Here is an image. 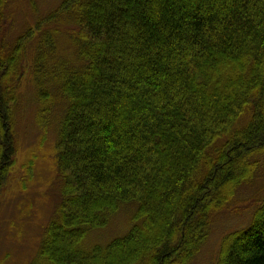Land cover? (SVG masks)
<instances>
[{"label":"trees","instance_id":"obj_1","mask_svg":"<svg viewBox=\"0 0 264 264\" xmlns=\"http://www.w3.org/2000/svg\"><path fill=\"white\" fill-rule=\"evenodd\" d=\"M8 2L0 0V194L27 70L34 84L58 36L77 55L61 85V218L37 264H191L264 163V0H63L10 41ZM130 205L123 237L84 250L91 231ZM218 258L264 264V201Z\"/></svg>","mask_w":264,"mask_h":264},{"label":"rangeland","instance_id":"obj_2","mask_svg":"<svg viewBox=\"0 0 264 264\" xmlns=\"http://www.w3.org/2000/svg\"><path fill=\"white\" fill-rule=\"evenodd\" d=\"M62 1L9 0L5 39L16 38ZM62 39L56 37V52L34 69L35 83L27 70L21 87L14 133L17 153L0 194V264H37L48 226L61 218L65 182L59 166L58 141L67 109L61 85L64 74L77 65L74 43ZM33 50L34 47L30 49V60ZM263 201L264 163L250 183L240 186L227 212L214 219L209 237L191 264H218L224 238L247 228ZM133 206L120 210L106 227L91 231L84 240V250L106 246L123 237L137 210Z\"/></svg>","mask_w":264,"mask_h":264}]
</instances>
